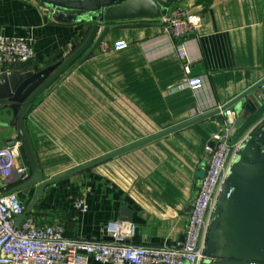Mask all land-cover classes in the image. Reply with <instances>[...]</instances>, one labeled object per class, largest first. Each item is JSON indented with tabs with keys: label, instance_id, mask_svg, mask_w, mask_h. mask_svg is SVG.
<instances>
[{
	"label": "crops",
	"instance_id": "0c3cea01",
	"mask_svg": "<svg viewBox=\"0 0 264 264\" xmlns=\"http://www.w3.org/2000/svg\"><path fill=\"white\" fill-rule=\"evenodd\" d=\"M178 8L206 16L185 41L166 34L162 23ZM89 17L33 0H0V36L24 38L34 50L27 64L0 65V82L70 57L91 32ZM128 24L144 27L110 32L29 108L26 131L43 182L225 108L264 80V0H132L109 9L101 27ZM183 42L190 74L178 54ZM119 43L127 47L109 51ZM190 77L202 78L203 87L188 89ZM263 97L260 88L226 109L234 119L230 139L242 144L212 213L202 264H264ZM11 118L0 112L2 122ZM224 121L216 114L50 184L28 215L41 227L59 224L70 239L108 241L106 225L119 221L133 225L135 245L181 244L207 147ZM11 139L20 141L0 126V147ZM230 189L234 200L225 196ZM36 192H16L26 210Z\"/></svg>",
	"mask_w": 264,
	"mask_h": 264
},
{
	"label": "built area",
	"instance_id": "2783aa9c",
	"mask_svg": "<svg viewBox=\"0 0 264 264\" xmlns=\"http://www.w3.org/2000/svg\"><path fill=\"white\" fill-rule=\"evenodd\" d=\"M205 21L206 16L188 14L181 8L162 19L165 33L181 41L194 35ZM126 47L127 44L119 43L109 51ZM177 49L185 62L186 73L190 74L185 42ZM33 59L34 50L28 40L0 36V65L12 67ZM203 83L200 77H190L186 87L197 91ZM261 89L264 90V84ZM222 109L218 108L225 118L224 128L214 137V145L207 147L205 173L192 204L185 240L173 247L135 245L130 241L134 235L133 225L119 221L106 225V235L111 238L108 241L67 238L59 224L39 226L26 214L18 194L9 193L13 185H22L30 179L29 169L18 164L20 143L0 147V264H90L91 260L100 264H202L207 259L204 242L212 213L242 144L232 143L233 114ZM233 191L230 189L225 194L228 200ZM86 210L85 205L83 211Z\"/></svg>",
	"mask_w": 264,
	"mask_h": 264
},
{
	"label": "water",
	"instance_id": "95a60500",
	"mask_svg": "<svg viewBox=\"0 0 264 264\" xmlns=\"http://www.w3.org/2000/svg\"><path fill=\"white\" fill-rule=\"evenodd\" d=\"M39 2L41 4L50 6L51 8L64 10L73 13L80 14H88L89 22L91 24V32L86 39L85 43L70 57L62 59L60 62L40 70L38 72H27L21 75H10V77L4 78L0 82V112L6 111L7 114L11 115L12 118L8 122H2L0 120V126L3 128H12L18 135L20 141L19 154L21 158V162L19 164L20 167H25L31 170L30 179L14 189H12L9 193H16L21 190H25L32 186H37L36 195L31 202V204L27 207L26 214H28L39 198L42 196L43 189L53 184L63 178H66L70 175H73L77 172L84 171L88 168H91L95 165H98L104 161L112 159L118 155L129 152L133 149L139 148L143 145H146L156 139L168 136L184 127H187L191 124L199 122L201 120L207 119L211 116L220 113V110L214 111L212 113L206 114L197 118L191 122L183 124L175 129L168 130L160 135H157L151 139L142 141L133 146H129L119 152L111 154L105 158L100 160L91 162L81 168L73 170L67 174L59 176L57 178L51 179L49 181L43 182L40 169L35 158L30 139L28 137L26 131V119L27 112L29 108L35 103V101L52 85V83L58 79L63 72L78 58L80 61L78 65L83 64L86 60H88L97 49L104 43L106 36L116 30H124V29H136L144 27L142 24H128V25H119V26H106L104 28L101 27L102 24L106 22V14L109 9L121 6L125 3H128L132 0H33ZM91 47V48H90ZM90 48V50H88ZM86 51H88L86 53ZM86 53V54H85ZM264 84V80L254 85L252 88L244 92L242 95L233 100L229 105H227L222 110H226L229 107L235 105L242 99L248 97L252 93L256 92L261 88ZM264 98V97H263ZM245 118V117H244ZM239 119L237 124L240 125L243 123V120ZM237 127V125H236ZM264 132V130H263ZM261 132L257 136V140L260 138ZM10 147H13L16 144L15 139L8 140ZM214 143H212V146ZM258 153V151H256ZM235 194L231 197V200H234ZM107 240H111V238H107Z\"/></svg>",
	"mask_w": 264,
	"mask_h": 264
},
{
	"label": "trees",
	"instance_id": "16d2710c",
	"mask_svg": "<svg viewBox=\"0 0 264 264\" xmlns=\"http://www.w3.org/2000/svg\"><path fill=\"white\" fill-rule=\"evenodd\" d=\"M258 116V115H257ZM256 116L255 117H251L247 123L239 130L240 133L245 132L256 120Z\"/></svg>",
	"mask_w": 264,
	"mask_h": 264
}]
</instances>
